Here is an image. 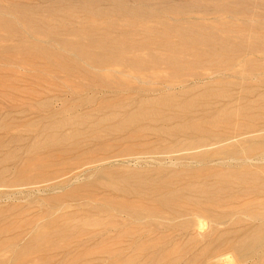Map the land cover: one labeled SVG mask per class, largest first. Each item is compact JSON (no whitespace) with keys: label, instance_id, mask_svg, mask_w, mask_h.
<instances>
[{"label":"bare ground","instance_id":"bare-ground-1","mask_svg":"<svg viewBox=\"0 0 264 264\" xmlns=\"http://www.w3.org/2000/svg\"><path fill=\"white\" fill-rule=\"evenodd\" d=\"M262 1L253 0L254 6L250 5L263 9ZM148 29L155 32L154 37L147 35L142 41L102 37L96 45L112 51L106 58L96 56L103 52L81 51L99 63L109 62V57L114 65L135 70L158 63L172 69L177 66L172 73L176 74L184 64H203L201 57L222 65L240 47L264 48L263 36L231 34V29L219 31L223 30L219 27L170 24L144 31ZM189 46L202 50L194 51V60L187 61L178 49ZM243 65L257 68L260 62L250 59ZM210 74L206 73L209 78ZM257 82L264 83V78ZM218 85L227 87L222 82ZM213 87L198 90L196 95L186 89L150 99L140 97L135 108L124 112L101 100L92 105L94 111L108 113L98 119L93 118L91 106L85 112L73 111L75 103L45 118H27L26 111L20 110L19 122L15 118L20 116L11 115L12 111H0V199L34 194L37 199L42 196L43 206L48 207L46 213H39L43 222L30 228L33 231L19 244L24 225L33 224L24 219L27 207L10 203L0 208V250L11 252L3 251L8 256L0 258V264H264V91L244 84L240 95L231 97ZM221 97L226 102L212 106L210 101ZM37 102L35 109L40 111L54 101ZM103 132L121 134L114 139L121 143L142 132L155 134L159 142L154 144L146 137L148 141L134 142V146H129L132 139L128 145L113 147L104 141ZM87 142L95 145L86 147ZM56 190L62 191L49 194ZM79 199L81 203L56 205ZM22 218L23 223L15 225ZM88 227L94 229L87 231ZM84 235L88 237L83 239ZM31 252L36 253L34 258Z\"/></svg>","mask_w":264,"mask_h":264},{"label":"rangeland","instance_id":"rangeland-1","mask_svg":"<svg viewBox=\"0 0 264 264\" xmlns=\"http://www.w3.org/2000/svg\"><path fill=\"white\" fill-rule=\"evenodd\" d=\"M137 1L138 0H0V111H12L11 115L17 117L20 116L18 114L19 111L24 110L26 111L25 116L27 118L35 116L45 118L52 114L55 109H59L60 107H63L66 104L69 105L71 103L76 104L73 111L77 110L76 112H85L87 110H91L92 105L93 107L94 104L95 106L96 104L98 105L101 100H108L111 105L117 106L116 108L121 107L120 112H124L127 111V109L130 110L131 108H135V103H137L141 99H150L164 94L168 95L171 93H175V91L176 93H182L183 91H186V89H190V93H194L193 95H196L197 92H200L205 87L214 86L213 88H215L217 86L215 88L216 90L221 91L222 94L231 97L239 96L241 91L240 88L243 87L244 84L250 86L253 85L254 88H256V90L259 92L264 91V83L257 82L264 78V48L260 49L258 47H254V49L256 50L255 51L253 48L242 49V47H240L238 51H232L235 55H232L233 53L231 52L232 54L229 55L231 57L229 58L230 61L227 64L222 65H212L209 61H206L204 57H201V60L205 61L203 64L192 63L184 64L183 67L179 66L178 70L175 72L176 74L180 72L177 75L172 74L174 73L173 69H177V66H173L172 69V67L169 68L166 67V65L158 63L160 65H147L146 68L135 70L127 67L129 65H114V62L112 63L109 57V62H106L105 64L99 63L96 59L88 57L86 52L84 53V51H81L83 49H86V51L94 50L96 52H103L96 56H104L106 58L107 55H109L112 51L108 48L102 49L98 45H96L97 42L103 40L104 37L111 36L114 39L116 36H120L128 40H133L134 38L133 41H142L143 38L147 37V35H151V37H154L153 34L155 33L149 32V29L145 30V32L144 28L151 26L164 27V25L170 24H196L198 26H208L209 28L219 27V29H223L219 31L234 29L232 31L230 30L229 32L231 34H238L237 32H243L244 34L250 33L251 35H257V37L263 36L262 38H264V6L263 9H254L253 0H242L241 3L239 2V0H192V2L191 0H176L175 2H173L174 0H139L138 5L142 6H138L136 4L138 3ZM142 2L145 4H143ZM165 3L167 4L165 5ZM169 3H172L171 5H169L170 7L167 6ZM114 4H116V6ZM147 4L150 6H148ZM202 4H205L206 6H202ZM250 4H252L253 6H251ZM177 5H179L178 9L180 8L179 12L175 8V6ZM262 5H264V1H262ZM51 7L53 9H51ZM152 7H154V9H151ZM214 7L217 8V10H215ZM85 8L87 9L85 10ZM88 8H90V10ZM156 8L158 9L156 10ZM130 9L131 11H133V13L130 12ZM222 9L224 11H222ZM98 10L100 11L98 12ZM153 10H155L157 14L154 13ZM78 11L83 13H79ZM232 14L234 16H232ZM166 15L171 17L169 18ZM62 16H65L66 18ZM87 16L89 17L87 18ZM176 16L180 17L177 19ZM223 23L226 24V26ZM211 25H214L215 27ZM113 31L117 34H115ZM137 34L140 35L138 36ZM167 39L175 41V38L167 37ZM157 43L159 42H156L155 44ZM75 47H78V49H76ZM196 48L197 47L189 46V48H185L186 50L178 49V51L182 53L181 55L185 57L183 58L180 54L179 55L184 60H194V53L196 51L200 52L202 50ZM248 51L249 54L246 53ZM255 52H258L259 54H255ZM244 53L246 56L245 59L243 58L245 57ZM79 54L80 57H78ZM176 55H178L177 52ZM251 55H253L255 58H253V56ZM250 59L256 60L258 61V63L260 62V66H258L257 68L250 67V69H248L243 65V63ZM235 62L236 64L234 65L233 63ZM229 64H231L230 66L232 68L229 66ZM226 65L228 66V69H226ZM107 66L113 67L109 68ZM98 68L100 70H98ZM114 68H116L118 72H116V70L115 72L112 71ZM189 69H191V71H189ZM206 73H211L210 78L208 77L209 75H206ZM208 80L211 81L209 82ZM214 81L216 83H214ZM218 82H222L223 85L226 84L227 87H221L220 85H218ZM165 85H167V87H165ZM234 93H236V95ZM51 99L52 102H54L52 103V105H50V107L40 109V111H38V109H35V105L36 103H38L37 101L42 102L44 100ZM96 99H98L96 103H93ZM213 99L214 100H211L210 102L214 107L216 105H221V103H223L224 101L226 102V99H223L222 97L216 100L215 98ZM9 101L12 102L8 103ZM115 101H117L118 103L120 102L121 104H118ZM86 102L89 103L87 104ZM84 103H86V105ZM12 104L14 106H11ZM53 106L54 108L52 109ZM89 106L91 107L89 108ZM93 107L92 113L94 114V119H96L98 116V118H101L108 113V110H104V112L99 111V113H96L97 111H94ZM36 112L38 115L34 114ZM14 116L11 117L15 118ZM18 118L21 119V116L15 118L17 122H19ZM146 123L147 122H145V124ZM145 124H143V127ZM142 133L141 136H134L135 138L132 137L131 139H129V141L126 140L127 143H121L117 140V138V141L114 140L115 137L121 135H116L117 133H114L115 135H107L103 132V139H105L104 141L106 143L112 144L113 147H119L121 145L125 146L130 144L131 142L133 143H131V145L129 146H134V142H139L143 139H147L146 141L150 139L149 142H154V144L159 142L157 141L158 137H155V139L157 140H154L155 134L149 135ZM125 134L127 135L128 133ZM146 137L151 138L148 139ZM115 143L119 144L116 145ZM86 145V147H91L95 144L87 142ZM73 154L74 153L70 154V156L68 157L66 156L67 159L72 157L71 155ZM79 170L81 169L79 168ZM79 170L76 169V171ZM62 190L51 191L49 194L54 195V192H60ZM25 194L20 196L18 195V197L15 198V200L17 199V202L15 200L4 201L5 199H2V201L0 199V208H3L10 203H20V206H26L27 212L24 216V219L29 218L31 219V222H33V224L31 225L32 227L30 225H24V227L27 228H24L25 231L23 229L22 236L24 235V238L19 240L20 242L17 241V244L24 242V239H26L27 237L26 235H29L30 232L33 231V229L35 228L34 226L37 223L39 224L43 222L44 218L42 219L40 215L42 213H46L45 210L48 209L46 205H44L46 208L43 206L44 203L43 201H41L42 196H37V199L33 194L36 198L34 199L33 195L26 194L28 195L27 197ZM29 197L31 198V200ZM67 200H62L61 203H57L56 205L63 203V205L65 206V204L67 205L69 203L82 202L80 199L77 200V202H68ZM20 201L24 202L21 203ZM86 201L88 200L85 199L83 203H85ZM33 205L35 207H33ZM31 206L32 208L29 209L28 207ZM37 208H39L40 210ZM69 210L71 211L72 209ZM40 212L41 214H39ZM37 218H39L40 220L38 219L37 221ZM24 219H17L18 222L16 221L17 223L15 225L23 223L22 220ZM242 219L246 220L248 219V217L244 216ZM91 228L92 230L94 229L93 227H88L87 231H91ZM169 233L170 231H165V234L168 235ZM172 233L177 234V232H171V234ZM203 234L205 235L204 231ZM85 237L88 236L84 235L82 238L84 239ZM72 243L74 245V241H71V244ZM3 251L5 252L7 250H0V254H2V256L0 255L1 259H6L5 257L11 255L10 251L6 252L8 255H3ZM31 253V255H34V258L36 256V253Z\"/></svg>","mask_w":264,"mask_h":264}]
</instances>
